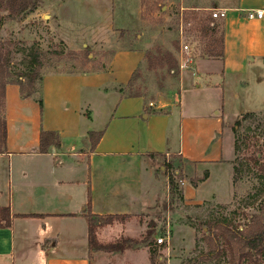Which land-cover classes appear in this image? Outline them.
I'll return each instance as SVG.
<instances>
[{
  "label": "crops",
  "instance_id": "1",
  "mask_svg": "<svg viewBox=\"0 0 264 264\" xmlns=\"http://www.w3.org/2000/svg\"><path fill=\"white\" fill-rule=\"evenodd\" d=\"M209 9L225 12L216 20L222 57H197L191 71H181L175 103L160 98L146 108L143 98L122 97L119 89L144 61L141 47L114 52L100 71L44 74L42 108L36 97L21 98L18 86L5 87L0 210L8 217L0 214V264H151L145 243L139 250L94 253L87 212L130 217L96 230L104 245L102 237L122 228L113 223H131L149 211L155 193L148 155L181 157L194 165L195 178L208 172L196 188L183 182L184 199L194 203L193 194L227 171L225 114L232 120L264 111V12L260 19L244 17L264 11V0ZM96 16V28L78 32L83 38L101 36L103 14ZM41 132L54 133L58 145L41 153ZM90 132L102 133L93 148Z\"/></svg>",
  "mask_w": 264,
  "mask_h": 264
},
{
  "label": "rangeland",
  "instance_id": "2",
  "mask_svg": "<svg viewBox=\"0 0 264 264\" xmlns=\"http://www.w3.org/2000/svg\"><path fill=\"white\" fill-rule=\"evenodd\" d=\"M232 1L41 0L39 9L25 20L20 22L5 19L0 27V42L12 52L11 63L16 69L20 68L22 50L33 44L37 45L44 53L43 67L40 70L42 75L100 71L114 52L137 47L151 55L158 50H169L177 61L178 50L174 49V43L178 41L179 48L180 32L195 57L202 54L208 44L209 38H202L194 31L197 21L189 13H197L205 19L206 15L211 17L212 10L209 7L229 5ZM185 7L198 9L194 12L181 9ZM100 11L104 18L101 36L83 38L86 33L83 35L78 32L96 28V14ZM1 14L5 15V12ZM187 17L188 22H185L184 18ZM213 21L220 25L216 20ZM219 32L220 26L214 35L215 39L219 38ZM88 33L93 32L89 30ZM85 55H88L87 59ZM139 73L140 78L136 84L143 85L142 92L146 100L151 98L155 102L162 98L176 102L179 76H175L173 72L167 74L160 67L148 68L145 62L140 64ZM160 84L164 86L161 92L157 89ZM181 95L184 101L185 95ZM232 106L229 108L230 112ZM244 115L231 120L225 114L223 136L229 139L231 145L227 171L219 173L206 184L204 188L208 189H204L199 195L193 194L189 198V201L194 202L192 204L184 199V192L183 200L168 194L162 163L164 158L170 161L174 157L147 159L154 181L155 199L152 208L131 223H113L122 228L114 230L110 236L102 237L103 246L121 245L130 238L133 244L127 248L139 250L145 247L141 243L148 232L151 233L153 264H228L224 259L203 261L198 258L199 253L205 250L200 229L204 221L218 217L231 218L241 229L252 215H264V200L260 201L264 197V111L252 113L250 117ZM254 158L259 159L258 164H254ZM180 166L183 179L179 185L183 189L184 180L197 175L194 165ZM200 175L201 173L198 174ZM148 176L146 174L147 181ZM160 237L167 240L163 245L157 246L156 239ZM93 251L96 252L95 249Z\"/></svg>",
  "mask_w": 264,
  "mask_h": 264
},
{
  "label": "trees",
  "instance_id": "3",
  "mask_svg": "<svg viewBox=\"0 0 264 264\" xmlns=\"http://www.w3.org/2000/svg\"><path fill=\"white\" fill-rule=\"evenodd\" d=\"M41 0H0V27L3 26L5 19L23 21L27 17L34 14L39 9ZM197 7H188L187 11L194 12ZM185 11V10H184ZM5 12V15L1 13ZM207 12V11H205ZM207 14V13H206ZM193 15V19L197 21L194 31H197L202 38H209L208 44L202 54L197 57L207 58H220L222 57L223 46V32L222 26L216 25L211 17L206 15L205 19L198 16L197 13H189ZM188 18H184L185 22H188ZM219 24V23H218ZM218 26H220L219 38L215 39L214 35L217 33ZM174 49L178 50V41L174 43ZM21 52V51H20ZM11 51L6 45L0 42V152L1 146L4 144L5 128L3 121V98L4 89L7 85H16L19 88L20 97H36V101L40 108H42V100L40 97V83L42 80V74L40 70L43 67V56L38 46L33 44L32 46L22 50V59L19 61V69L13 68L11 63ZM88 58V55H85ZM148 68L153 66L160 67L165 70L167 74L173 72L178 77V65L174 59V55L171 51L158 50L156 54L151 55L149 52H145L144 61ZM105 68V67H104ZM103 68V69H104ZM138 68L132 73L130 80L125 87L119 89L123 98H143L147 108V103L152 102V99L146 100L145 94L142 92L143 85L136 84L140 78ZM102 69V70H103ZM158 91H163L164 86L158 85ZM251 114H245L244 117H250ZM102 133H89L91 147L93 148L98 142ZM49 144L58 145V138L54 133L41 132L39 151L41 153L46 152V148ZM155 155H148L147 157L153 159L160 157ZM164 157V156H163ZM254 164H258L259 159H253ZM183 164H191L187 160L181 157H174V160L163 159L162 168L166 173L167 189L170 197H178L183 200L182 189L180 183L183 179L181 176V166ZM261 176H259L260 178ZM208 178V172L203 171L200 178L189 179V184L196 188L198 184H201ZM264 197L260 199L263 201ZM89 204V199H88ZM0 214H6L8 217V211L5 209L0 210ZM6 217V216H5ZM88 222V237L90 249L95 251L105 252H118L124 250L133 241L127 239L124 240L121 245L113 244L109 246L99 245L96 242V230L102 226L110 225L113 220L124 221L129 216H94L89 212L86 214ZM8 218L5 219V225H8ZM201 241L205 245V250L201 251L198 258L203 261H220L224 259L228 264H264V215L258 213L252 215L245 226L240 229L239 225H235L231 218L218 217L211 218L204 221L201 224ZM151 233H146L143 243L148 248L150 255V262L153 264V256L151 253L152 243L150 241ZM190 261V260H189Z\"/></svg>",
  "mask_w": 264,
  "mask_h": 264
},
{
  "label": "built area",
  "instance_id": "4",
  "mask_svg": "<svg viewBox=\"0 0 264 264\" xmlns=\"http://www.w3.org/2000/svg\"><path fill=\"white\" fill-rule=\"evenodd\" d=\"M211 18L213 20H222L225 17V12L223 10H212L211 11ZM263 10L261 11H247L245 12L244 17L246 19H260L262 17L263 14ZM197 57L194 56L193 52L191 51V49L189 48V46L183 41V35L180 32L179 35V48L177 51V65H178V71L179 73L181 71H185V70H192L195 59ZM147 107L149 108H154V103L153 102H148L147 103ZM167 240V238H158L156 239V244L157 246H161L164 244V242Z\"/></svg>",
  "mask_w": 264,
  "mask_h": 264
}]
</instances>
